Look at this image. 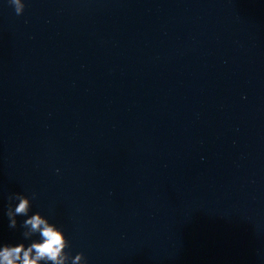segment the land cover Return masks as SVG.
<instances>
[{"label":"water","instance_id":"water-1","mask_svg":"<svg viewBox=\"0 0 264 264\" xmlns=\"http://www.w3.org/2000/svg\"><path fill=\"white\" fill-rule=\"evenodd\" d=\"M19 2L0 0V252L22 264L39 213L63 264H264V0Z\"/></svg>","mask_w":264,"mask_h":264},{"label":"clouds","instance_id":"clouds-1","mask_svg":"<svg viewBox=\"0 0 264 264\" xmlns=\"http://www.w3.org/2000/svg\"><path fill=\"white\" fill-rule=\"evenodd\" d=\"M10 3L14 5L15 12L17 15L21 14L25 6L20 5L19 0H10ZM8 199H11L9 197ZM20 203L15 208L16 214H27L29 209V201L25 198L19 197ZM13 214L8 211V216L11 217ZM30 225L31 229L36 232L39 231L41 237L43 238L42 243H34L28 251L24 252V259L22 264H37V260L47 258L48 260L58 262V264H63V259L60 258L62 249L65 247L64 235L61 231L57 230V226L54 224H49L45 219H42L39 213L33 215L31 218L25 221V226ZM43 227L41 228V226ZM10 228L16 227V221L11 220L9 224ZM35 249L36 257L35 259H30L31 251ZM23 250V245H19L15 248H8L7 246L0 252V257L4 264H15V259L13 257L19 258V254ZM79 256H77V259Z\"/></svg>","mask_w":264,"mask_h":264}]
</instances>
